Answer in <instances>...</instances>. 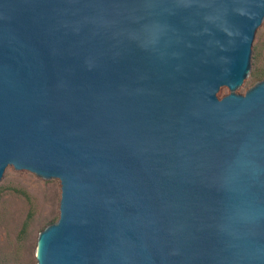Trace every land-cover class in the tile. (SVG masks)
<instances>
[{
  "label": "water",
  "instance_id": "1",
  "mask_svg": "<svg viewBox=\"0 0 264 264\" xmlns=\"http://www.w3.org/2000/svg\"><path fill=\"white\" fill-rule=\"evenodd\" d=\"M263 29L264 0H0V177L60 187L37 264H264Z\"/></svg>",
  "mask_w": 264,
  "mask_h": 264
},
{
  "label": "rangeland",
  "instance_id": "2",
  "mask_svg": "<svg viewBox=\"0 0 264 264\" xmlns=\"http://www.w3.org/2000/svg\"><path fill=\"white\" fill-rule=\"evenodd\" d=\"M263 76L264 29L258 39L256 72L240 94ZM228 92L222 85L215 95L220 98ZM59 194L57 178H44L11 165L4 168L0 177V264H37V233L56 220Z\"/></svg>",
  "mask_w": 264,
  "mask_h": 264
},
{
  "label": "trees",
  "instance_id": "3",
  "mask_svg": "<svg viewBox=\"0 0 264 264\" xmlns=\"http://www.w3.org/2000/svg\"><path fill=\"white\" fill-rule=\"evenodd\" d=\"M15 192H18L22 195H26L25 192L23 190H20V189H13Z\"/></svg>",
  "mask_w": 264,
  "mask_h": 264
}]
</instances>
